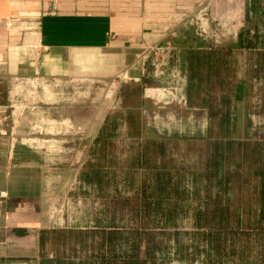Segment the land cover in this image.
Here are the masks:
<instances>
[{
    "label": "crops",
    "instance_id": "obj_1",
    "mask_svg": "<svg viewBox=\"0 0 264 264\" xmlns=\"http://www.w3.org/2000/svg\"><path fill=\"white\" fill-rule=\"evenodd\" d=\"M204 1L0 0V237L12 245L0 264H21V250L49 228L52 185L99 145L107 93L132 88L127 114L139 115L148 50L169 33L183 65L190 47L231 48L240 75L232 100L264 104V0H244L249 37L233 45L198 44L187 23Z\"/></svg>",
    "mask_w": 264,
    "mask_h": 264
},
{
    "label": "rangeland",
    "instance_id": "obj_2",
    "mask_svg": "<svg viewBox=\"0 0 264 264\" xmlns=\"http://www.w3.org/2000/svg\"><path fill=\"white\" fill-rule=\"evenodd\" d=\"M244 10V0H207L200 3V6L198 4L196 13L202 14L198 19L192 16L187 25L193 27L198 44L233 45L240 34H244L245 38L249 37ZM251 22L259 27L262 20ZM171 36H174L169 42L171 47H167L165 42L167 38L170 40ZM165 40L158 46H150L149 58L145 64L147 78L141 83L143 87L141 100L139 99L141 102L139 115L127 114L136 104L130 98L132 88L125 91L117 86L113 92L105 96V100L111 102V107L105 110L109 113L105 121L108 126L104 124L106 130L102 129L99 145L94 144L85 149L84 155L87 160L69 167L68 171L61 174L62 180L52 185V193L49 196L51 217L49 228L42 230L46 231L43 246L39 245V232L33 250L31 252L21 250L19 255L28 259L21 261V264H41V258L68 259L90 254L89 245H84L82 250L68 234L64 235L59 231L114 227L127 229L136 222L133 210L136 202L133 196L141 178L140 174L128 170L130 157L136 152V145H126L121 140L129 127L137 121L145 127V135L154 136L153 132H157L161 135L167 134L169 137L183 136L184 139H191L169 140L166 153L162 157L151 149L148 153L150 156L153 155L157 165L163 164L167 168H173L167 188L174 185L180 191L194 196L215 194L214 184L206 185L202 175L211 151L203 141L209 127V112L202 108L205 88L202 86L192 90V105H188L186 67L175 51L179 48L177 44L180 42L179 37L176 33H169ZM233 64L230 67L228 91L230 97L234 96L236 83L240 79L236 63ZM183 75L186 77V83ZM147 88L154 91L152 99L144 98ZM259 92L260 89L256 91L257 94ZM217 93L215 110L221 112V109L224 110L226 107L221 104L220 91ZM229 111L230 121L227 127L231 139H249L255 136L264 138L262 115L264 104L261 99H247L236 103L231 98ZM109 139L115 142L109 143ZM238 162V158H235L230 164L232 177L229 184V192L234 195L236 203L242 195ZM151 176L152 174L145 173L144 177ZM176 241L177 244L171 248L170 253L156 258L155 264H202L205 245L195 232L187 229ZM9 246H12L10 241L1 236L0 255L4 254V249ZM232 249L234 256L222 258L220 264H264V235L249 238L231 237L227 253L230 254ZM48 264H53V261Z\"/></svg>",
    "mask_w": 264,
    "mask_h": 264
},
{
    "label": "trees",
    "instance_id": "obj_3",
    "mask_svg": "<svg viewBox=\"0 0 264 264\" xmlns=\"http://www.w3.org/2000/svg\"><path fill=\"white\" fill-rule=\"evenodd\" d=\"M197 48L190 47L184 59L187 102L191 106L192 90L204 86L202 108L209 112V127L203 141L211 151L202 175L206 185L214 184L215 194L194 196L174 185L167 188L173 168L157 165L156 159L148 153L151 149L162 157L169 140L191 139L169 137L157 132L148 136L145 135V127L137 121L121 140L126 145H136V152L131 155L128 166V170L140 174L141 178L133 196L136 222L127 229L59 231L68 234L82 250L89 245L90 254L68 259L41 258V264L52 261L53 264H155L156 258L170 253L177 244V237L184 235L187 229L195 232L205 245L202 264H220L222 258L234 256L233 249L230 254L227 253L231 237L264 235V138L255 136L236 140L229 137L227 126L231 97L228 91L232 49L213 48L210 52ZM218 91L221 93V104L226 107L221 109L222 113L215 110ZM237 91L239 87L238 90L235 88ZM234 100L241 102L236 94ZM114 142L109 139V143ZM235 158L239 161L238 178L242 186L238 203L229 192L232 177L230 164ZM145 173L152 176L146 178ZM45 234L46 231H40L38 240L41 246ZM15 260L28 259L19 255Z\"/></svg>",
    "mask_w": 264,
    "mask_h": 264
},
{
    "label": "built area",
    "instance_id": "obj_4",
    "mask_svg": "<svg viewBox=\"0 0 264 264\" xmlns=\"http://www.w3.org/2000/svg\"><path fill=\"white\" fill-rule=\"evenodd\" d=\"M200 14H202V12H199V14H198V12L195 13L194 18H195V19H198V17H199ZM191 20H192V18H191ZM173 37H174V36H171L170 40H169V38H167L168 40H167V42H165V46H167V47H168V46L171 47V46H170L171 44H169V42H171V39H172ZM165 41H166V40H165ZM170 49H171V48H170ZM173 50H175V49H173ZM175 51L177 52V50H175ZM149 52H150V49L148 50V53H149ZM148 53H147V55H148L147 57L149 58V54H148ZM148 58H147V59H148ZM147 59H146V61H147Z\"/></svg>",
    "mask_w": 264,
    "mask_h": 264
}]
</instances>
